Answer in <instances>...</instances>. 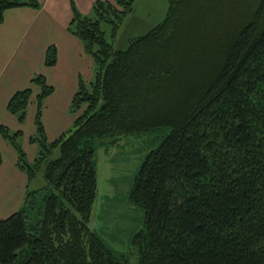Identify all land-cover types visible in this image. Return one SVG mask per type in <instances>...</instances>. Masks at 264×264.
<instances>
[{"label": "trees", "instance_id": "1", "mask_svg": "<svg viewBox=\"0 0 264 264\" xmlns=\"http://www.w3.org/2000/svg\"><path fill=\"white\" fill-rule=\"evenodd\" d=\"M135 2L96 0L91 18L69 0L67 31L94 76L79 81L60 136L47 140L41 122L53 92L44 76L9 98L7 111L23 124L38 89L37 153L29 162L22 131L0 125L27 178L21 207L0 219V264H126L90 227L95 152L156 131L168 133L130 194L146 227L132 236L137 264H264V0H168L159 24L114 49L106 35L115 38ZM15 7L39 3L0 0V23ZM54 63L49 46L44 64ZM37 174L45 184L30 189Z\"/></svg>", "mask_w": 264, "mask_h": 264}, {"label": "crops", "instance_id": "2", "mask_svg": "<svg viewBox=\"0 0 264 264\" xmlns=\"http://www.w3.org/2000/svg\"><path fill=\"white\" fill-rule=\"evenodd\" d=\"M38 8L7 9L0 23V125L11 131H22V148L31 162L37 147L30 142L35 133V97L32 99L23 124L11 115L6 105L12 94L28 86L32 76H44L53 92L44 99L41 122L47 140L52 141L72 125L69 104L79 81H92V58L67 26L72 18L69 0H37ZM96 0H71L81 15L90 16ZM104 1V0H100ZM54 46L55 63L45 66L47 48ZM0 219L17 211L25 194L26 175L15 166L16 153L0 135Z\"/></svg>", "mask_w": 264, "mask_h": 264}, {"label": "rangeland", "instance_id": "3", "mask_svg": "<svg viewBox=\"0 0 264 264\" xmlns=\"http://www.w3.org/2000/svg\"><path fill=\"white\" fill-rule=\"evenodd\" d=\"M135 1L133 11L124 18L115 38L106 35L114 49H126L130 39L159 24L167 12L168 0ZM254 10L251 7L250 11ZM90 17L93 14L90 13ZM102 26L107 29V25ZM166 133L168 131L121 136L114 143L99 146L95 152L97 193L90 210V227L126 264L138 263L132 236L146 229L142 208L130 198L135 176L147 153L157 147ZM44 184L37 174L29 187L35 189Z\"/></svg>", "mask_w": 264, "mask_h": 264}]
</instances>
